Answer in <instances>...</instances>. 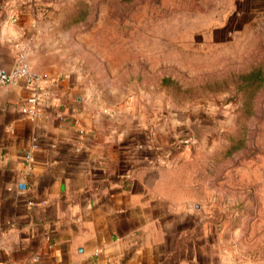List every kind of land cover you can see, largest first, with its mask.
I'll return each instance as SVG.
<instances>
[{"label":"crops","instance_id":"obj_1","mask_svg":"<svg viewBox=\"0 0 264 264\" xmlns=\"http://www.w3.org/2000/svg\"><path fill=\"white\" fill-rule=\"evenodd\" d=\"M66 3L0 0V69L22 53L42 77L34 117L20 111L22 81L0 86V264H264L201 203L187 145L160 146L132 109L87 93L50 39ZM217 13L203 44L264 39V0H223Z\"/></svg>","mask_w":264,"mask_h":264},{"label":"rangeland","instance_id":"obj_2","mask_svg":"<svg viewBox=\"0 0 264 264\" xmlns=\"http://www.w3.org/2000/svg\"><path fill=\"white\" fill-rule=\"evenodd\" d=\"M67 1L50 39L87 93L132 109L160 146L187 145L201 203L264 258V39L247 30L203 44L223 0Z\"/></svg>","mask_w":264,"mask_h":264},{"label":"built area","instance_id":"obj_3","mask_svg":"<svg viewBox=\"0 0 264 264\" xmlns=\"http://www.w3.org/2000/svg\"><path fill=\"white\" fill-rule=\"evenodd\" d=\"M17 81H22L24 86L30 90V95L24 100L20 111L31 117L37 116L36 104L40 96L42 77L31 69L22 53L17 55L10 70L0 69V86ZM25 156L30 159L31 152L27 151Z\"/></svg>","mask_w":264,"mask_h":264}]
</instances>
